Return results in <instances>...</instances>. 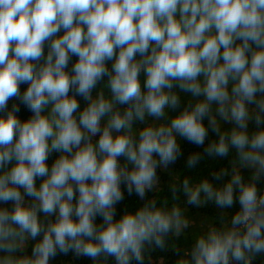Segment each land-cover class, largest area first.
I'll return each instance as SVG.
<instances>
[{"label": "clouds", "instance_id": "obj_1", "mask_svg": "<svg viewBox=\"0 0 264 264\" xmlns=\"http://www.w3.org/2000/svg\"><path fill=\"white\" fill-rule=\"evenodd\" d=\"M184 141L202 149L189 168L234 152L252 178L182 181L189 205L234 211L178 264H252L264 255V0H0V264H143L188 221L155 201L119 205L144 199Z\"/></svg>", "mask_w": 264, "mask_h": 264}, {"label": "trees", "instance_id": "obj_2", "mask_svg": "<svg viewBox=\"0 0 264 264\" xmlns=\"http://www.w3.org/2000/svg\"><path fill=\"white\" fill-rule=\"evenodd\" d=\"M76 58H73V63ZM111 65L109 64V67ZM22 86V91L24 90ZM79 99V98H78ZM188 100V96L181 94V108L184 106L185 101ZM15 101H10L11 104ZM84 106V102L81 100V107ZM19 118L26 120L30 117V113L21 109L18 114ZM176 115L175 112H170L169 117ZM167 122V121H163ZM140 127L139 124L136 125ZM229 125H223L222 131L228 129ZM210 140H215L217 137L210 133ZM207 143V141H206ZM183 155L178 158L175 164H171L167 167L161 166L157 169L158 183L146 194L144 199L137 197L135 194L128 196L124 202L119 205V211L134 212L140 206H142L146 200L155 201L158 207H163L167 210H171L173 207H178L181 210L182 216L189 222H197L200 217L203 218L202 229L190 228L187 230L179 231V234L170 233L165 240V247L163 249L157 248L154 245L146 246L144 251L143 264H178L180 259L186 258L187 252L194 246L197 238L201 235L208 233L212 229H221L228 227L233 210H224L216 207L212 203L201 204L199 206L189 205L187 203V197L181 189L182 181L188 179L190 185L195 187L199 182L204 179L212 181V174L220 172L222 169L227 170L229 177L233 171L239 172L244 181L250 182L252 178V171L250 169H244L237 162L234 152H230L226 158L209 159L204 157L195 167L189 168L187 166L188 157L202 149H198L196 146L187 143L186 141L181 143ZM58 154H53L49 158L47 163L49 166L52 164ZM227 179V177L225 178ZM39 183V182H38ZM173 186L176 187L177 191L173 192ZM262 192H264V178L257 185ZM196 225V224H195ZM209 227V229H208ZM30 254V248L28 249ZM179 253V255H178ZM50 264H94V262L83 256H76L74 253L68 255H58L54 260L50 261ZM100 264H116L115 260L111 257L107 260H101ZM133 264H139V262H133ZM252 264H264V255L255 257Z\"/></svg>", "mask_w": 264, "mask_h": 264}, {"label": "rangeland", "instance_id": "obj_3", "mask_svg": "<svg viewBox=\"0 0 264 264\" xmlns=\"http://www.w3.org/2000/svg\"><path fill=\"white\" fill-rule=\"evenodd\" d=\"M196 224V225H195ZM191 228H193V229H197V230H199V229H202L203 227H204V225H203V218L202 217H200L199 219H198V221L197 222H189L188 224H187V226L186 227H182L181 228V230H187V229H189L190 227ZM208 229H209V227H208Z\"/></svg>", "mask_w": 264, "mask_h": 264}]
</instances>
